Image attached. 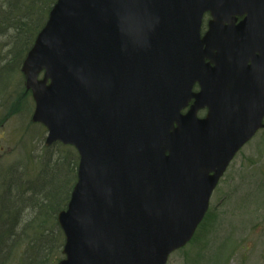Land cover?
Here are the masks:
<instances>
[{
    "label": "water",
    "instance_id": "1",
    "mask_svg": "<svg viewBox=\"0 0 264 264\" xmlns=\"http://www.w3.org/2000/svg\"><path fill=\"white\" fill-rule=\"evenodd\" d=\"M21 71L79 154L58 264H167L264 128V0H57Z\"/></svg>",
    "mask_w": 264,
    "mask_h": 264
},
{
    "label": "trees",
    "instance_id": "2",
    "mask_svg": "<svg viewBox=\"0 0 264 264\" xmlns=\"http://www.w3.org/2000/svg\"><path fill=\"white\" fill-rule=\"evenodd\" d=\"M56 1L0 0V111L10 107V115L22 106L23 110L28 107L26 98L34 105L21 66ZM30 123L43 129L39 123ZM46 150L36 174L25 172V175L24 169L19 167L10 169L7 175L10 179H5L8 187L0 202V254L7 243L6 237H14L7 245V252L26 239L22 264H57L63 257L65 236L57 215L67 208L77 182L79 154L75 147L61 143L46 147ZM11 186L17 191L13 192ZM20 213L22 217L28 214L29 218L20 230H16ZM207 218L208 214L200 230ZM197 236L198 232L190 243Z\"/></svg>",
    "mask_w": 264,
    "mask_h": 264
},
{
    "label": "rangeland",
    "instance_id": "3",
    "mask_svg": "<svg viewBox=\"0 0 264 264\" xmlns=\"http://www.w3.org/2000/svg\"><path fill=\"white\" fill-rule=\"evenodd\" d=\"M25 102L29 108L22 110V106L17 114L9 115L10 107L0 111V202L10 169L19 167L24 174L34 175L47 152V129L30 123L34 105L29 98ZM11 189L17 191L15 186ZM21 214L16 230L29 218ZM13 238H5L0 264H22L26 239L9 244L13 247L7 252ZM167 264H264V130L230 164L213 193L208 218L198 236L174 252Z\"/></svg>",
    "mask_w": 264,
    "mask_h": 264
},
{
    "label": "flooded vegetation",
    "instance_id": "4",
    "mask_svg": "<svg viewBox=\"0 0 264 264\" xmlns=\"http://www.w3.org/2000/svg\"><path fill=\"white\" fill-rule=\"evenodd\" d=\"M244 17H245V15H242V16L237 15V16H236V21H235V23L238 24V23H239ZM211 20H212V16H211V14H210L209 12H206V13L203 15V17H202V24H201V31H200V32H201V37H204V36L206 35V33H207L208 29H209V25H210V21H211ZM225 38H226V40H234V39H235L234 34L226 35ZM207 61H209V60L207 59ZM193 90H194L195 92L200 91V85H199V83H196V84L194 85ZM194 101H195V99H192V100L190 101L189 105H188L186 108H184V109L182 110V112H183V113H186V112L190 109V107H191V105L194 103ZM208 112H209L208 107H203V108H201V109L198 110L197 115H198V117H200V118H204V117L207 116ZM260 130H264V129H260ZM260 130H259V131H260ZM259 131H258V132H259ZM258 132H257V133H258ZM257 133H256V134H257Z\"/></svg>",
    "mask_w": 264,
    "mask_h": 264
}]
</instances>
